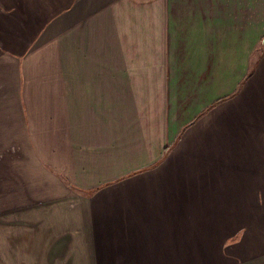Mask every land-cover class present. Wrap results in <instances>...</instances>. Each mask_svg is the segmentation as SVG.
<instances>
[{
    "label": "crops",
    "instance_id": "obj_1",
    "mask_svg": "<svg viewBox=\"0 0 264 264\" xmlns=\"http://www.w3.org/2000/svg\"><path fill=\"white\" fill-rule=\"evenodd\" d=\"M0 264H264V0H0Z\"/></svg>",
    "mask_w": 264,
    "mask_h": 264
}]
</instances>
